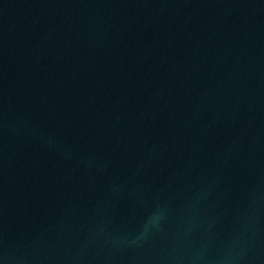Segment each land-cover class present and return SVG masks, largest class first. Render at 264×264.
<instances>
[{"label":"clouds","instance_id":"obj_1","mask_svg":"<svg viewBox=\"0 0 264 264\" xmlns=\"http://www.w3.org/2000/svg\"><path fill=\"white\" fill-rule=\"evenodd\" d=\"M159 220V217H154L152 219L149 220L148 224H154L156 221ZM148 225H146V228H147Z\"/></svg>","mask_w":264,"mask_h":264}]
</instances>
